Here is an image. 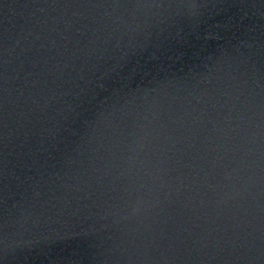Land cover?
<instances>
[{"label": "water", "instance_id": "obj_1", "mask_svg": "<svg viewBox=\"0 0 264 264\" xmlns=\"http://www.w3.org/2000/svg\"><path fill=\"white\" fill-rule=\"evenodd\" d=\"M0 264H264V0H0Z\"/></svg>", "mask_w": 264, "mask_h": 264}]
</instances>
